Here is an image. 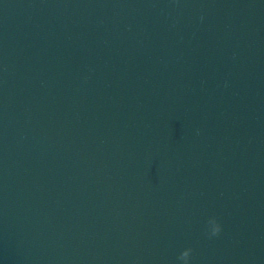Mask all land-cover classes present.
<instances>
[{
	"label": "water",
	"instance_id": "95a60500",
	"mask_svg": "<svg viewBox=\"0 0 264 264\" xmlns=\"http://www.w3.org/2000/svg\"><path fill=\"white\" fill-rule=\"evenodd\" d=\"M185 248L264 264V0H0V264Z\"/></svg>",
	"mask_w": 264,
	"mask_h": 264
},
{
	"label": "clouds",
	"instance_id": "9594fccd",
	"mask_svg": "<svg viewBox=\"0 0 264 264\" xmlns=\"http://www.w3.org/2000/svg\"><path fill=\"white\" fill-rule=\"evenodd\" d=\"M219 231H220V225H219V223H217L216 226L213 227L212 230L210 231V234H211V235H216V234L219 233ZM190 252H191V249H190V248H185V249H183V250L180 252L178 258H179L181 261H183L184 264H188V260H189Z\"/></svg>",
	"mask_w": 264,
	"mask_h": 264
}]
</instances>
